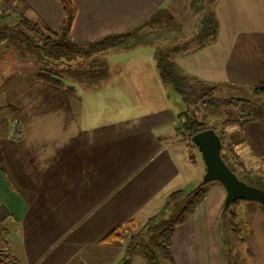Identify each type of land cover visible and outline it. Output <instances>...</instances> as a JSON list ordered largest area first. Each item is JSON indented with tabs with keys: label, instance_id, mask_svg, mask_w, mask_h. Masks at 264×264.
Segmentation results:
<instances>
[{
	"label": "rangeland",
	"instance_id": "374dc122",
	"mask_svg": "<svg viewBox=\"0 0 264 264\" xmlns=\"http://www.w3.org/2000/svg\"><path fill=\"white\" fill-rule=\"evenodd\" d=\"M207 1L209 10L199 16L202 15L200 12H204L200 8L206 7ZM184 3L185 7H176L175 12L169 11L168 6L158 8L166 24H147L138 35L111 53L105 51L98 53L97 57L88 56L80 66L75 61L61 65L64 73L79 67L86 70L79 77L66 72L65 83L76 87V91L80 89L85 105L94 107L96 102L99 103L96 110L99 115L93 112L92 122H98L102 129L108 127L105 142L99 148L80 151L86 161L99 164L97 177L100 175V167L105 168L101 172L107 171L113 164L112 159L115 166H120L122 174H127L129 171H125V168L132 167L135 161L145 162L140 177L144 181L138 182L140 186H134L138 175L127 183L131 184L133 190L143 193L136 197L133 191L131 196L130 188L127 193H115L118 198L133 201L130 212L135 218L117 230L116 241L102 242L101 239L108 232L104 234L97 244L99 249H82V237L76 235V230L71 232L66 244L68 246L73 243L72 250H69L72 256H69L68 264H123L135 251L142 252V246H148L155 253L159 264H167L157 249L160 232L170 227V222L180 213L186 201L192 199L190 193L198 187L202 178L194 185L184 186L187 177L191 180L193 175L199 176L205 170L197 147L190 141V137L181 135L179 131L177 115L184 110V103L173 90L163 88L156 69L152 71L149 68V63L154 64L158 51L168 52L175 47L174 44L181 47L187 43L189 50H194L192 39L196 28L200 22L206 25L208 14L214 13L215 0H185ZM22 12L21 5L13 0H0V26L18 23L24 19ZM216 24L218 27V20ZM204 30L218 33V28L210 24ZM251 44L255 49H244L239 55L233 56V60L240 65L244 62L247 67L249 62L263 59V50L257 48L256 43ZM23 45L13 41L0 43V122L5 130L0 127V144L7 151L12 149L9 143L24 139L22 118L30 113L48 112L53 108V100L60 98V88L36 82L31 77L37 70L35 56L24 51ZM236 56L237 59H234ZM108 82L115 83V87L106 88ZM262 82L251 88L220 83H205L206 89L195 86L198 89L195 98L200 95V90L207 96L194 103L190 97L187 109L197 117L202 128H212L218 134L220 155L236 176L264 188V113L261 124L255 125V121H252L249 125L244 123V127L240 126L241 120L253 116L252 113L264 111V94L254 92L256 87L263 85ZM211 86H215L212 93L209 92ZM108 90L126 96L127 102L103 99L107 97ZM123 106H126L125 111L120 110ZM84 112L91 117L87 109ZM155 126L161 129L154 132L156 136H151L147 131H152ZM9 161L11 165L12 160ZM87 169V164L82 162L75 170L84 174ZM82 184H79L81 189ZM104 185L108 186L106 183ZM217 186L222 187L218 182L203 185V201L212 188ZM254 204L257 207L263 206L256 202ZM252 206V203L246 201L235 202L231 205V213L227 215L225 211L228 208L223 210L221 205L218 228L225 264H253L252 251L247 241L252 226L249 213ZM231 216L235 218L236 226ZM233 227L239 229V237L234 236ZM8 242L5 234L0 236V264H17L14 255L9 252Z\"/></svg>",
	"mask_w": 264,
	"mask_h": 264
},
{
	"label": "crops",
	"instance_id": "0c3cea01",
	"mask_svg": "<svg viewBox=\"0 0 264 264\" xmlns=\"http://www.w3.org/2000/svg\"><path fill=\"white\" fill-rule=\"evenodd\" d=\"M13 1L21 5L23 18L36 20L52 31L60 27L64 13L59 0ZM70 2L74 17L68 37L77 45L127 32L159 11L158 8L168 6L169 11L175 12L176 7H185V0ZM214 14L218 20L215 41L201 49L172 54V60L184 73L206 83L238 88L257 86L264 81V55L263 59L249 62L247 67L244 62L240 65L234 61L233 56L249 47L251 51L255 49L251 42L264 54V0H215ZM149 65L152 71L156 69L155 62ZM67 86L73 91L69 93L60 88V98L53 100V108L48 112L30 113L22 118V141L9 143L10 151L0 144L3 148L0 151V230L8 237V249L17 264H68L73 243L66 244L71 232L76 230V235L82 237V249H99L97 244L104 234L135 218L130 212L133 201L118 198L115 193H127L130 188L133 196L135 190L127 183L138 175L134 186H140L138 182L144 181L140 177L145 162L135 161L132 167L125 168L129 172L122 174L120 166H115L112 159L113 164L107 171L101 172L105 168L100 167L98 178L99 164L86 161L80 151L99 148L105 142L108 127L102 129L98 122H92L93 112L99 115L96 111L99 103L94 107L85 105L80 89L76 91V87L65 83ZM114 87L112 82L106 85V88ZM109 98L127 102L126 96L114 90H108L103 99ZM86 109L91 117L85 114ZM120 110L125 111L126 106ZM257 112L255 125L261 124L264 113ZM0 127L3 128L1 122ZM160 129L155 126L147 132L152 136ZM9 160H12L11 165ZM82 162L88 166L84 174L75 170ZM203 173L193 175L191 180L187 177L184 186L197 183ZM135 192L136 197L143 193ZM224 197V188H212L198 208L174 228L170 245L172 264H225L218 228ZM248 203L253 205L249 210L252 226L247 239L252 262L264 264V207ZM128 264L148 263L143 252L135 251Z\"/></svg>",
	"mask_w": 264,
	"mask_h": 264
},
{
	"label": "trees",
	"instance_id": "16d2710c",
	"mask_svg": "<svg viewBox=\"0 0 264 264\" xmlns=\"http://www.w3.org/2000/svg\"><path fill=\"white\" fill-rule=\"evenodd\" d=\"M59 3L62 7L64 17L58 30L52 31L40 25L36 20L24 18L12 26H0V43L13 41L14 43L19 45L24 44V51L32 53L35 56L34 61L37 66V70L31 74V77L36 82H40L55 88H64L69 93L73 91V88L68 86L65 87V73L67 72L69 75L73 73L74 77H79L84 74L86 70L80 69L79 66L82 65V63L86 60V58H88V56L90 57L95 55L97 57L98 53L105 51L111 53L113 49L118 48L122 43L130 41L132 38L138 35L143 27H145L147 24H162L164 22H167L160 15L159 10L155 14L150 16L147 20L136 26L134 29H131L127 32L107 35L103 38L92 41L87 45H77L73 43L68 37L70 25L74 17V9L71 6L70 0H59ZM205 6L206 7L200 8V11L204 12H200L202 13V15L199 16H203V14L209 10L208 1L206 2ZM216 23L217 20L214 16V13L212 12L208 14L206 25L201 22L199 23L198 28H196L195 37L192 39L194 42L193 44L195 45L194 50L206 47L215 41L217 29L216 32L210 33L209 31H205L204 28L209 24L214 28H218ZM173 46L176 47V44H174ZM175 47L168 52L158 51L154 57L155 67L161 85L165 89L170 88L175 93H177L184 103L185 108L178 115L180 125L179 131L181 135L191 137L194 133L207 128H202L201 123L197 119V117L195 118L193 116V113L187 109V107H189L190 105L189 98H192L193 103L195 101L199 102L203 100V97L207 96V94H204L203 91L200 90V95L195 98V92L198 90L197 88H195V86L206 89L205 85L207 84H205L206 82L199 79L198 77L184 73L172 60V54L189 51V45L185 43L181 47ZM79 58H81V60H78ZM69 61H75V63L79 64V68L75 70L70 69L64 73L61 65L66 63L68 64ZM262 84V86L256 87L254 89V92L264 94V81L262 82ZM214 89L215 86H211L209 92L212 93ZM248 114L249 113H247L246 115ZM252 114L253 116L241 120L242 124H248L249 122L256 121L258 113ZM242 124L240 126L244 127L245 124ZM244 182L249 185H253L252 183L246 181ZM253 186L264 190V188H261L258 185ZM202 187L203 186L194 188V190L190 193L192 199L186 201L180 213L176 216L175 219L170 222V227L160 232V244L159 246H157V249L161 257L169 264H172L170 257V245L174 228L177 225L183 223L201 204L204 196L202 194ZM231 205L225 211V213L228 212L226 213L227 215L231 213ZM231 219L233 225L236 226L237 224H234L235 218L231 216ZM118 229H121V226H117L116 228L109 231L101 239V241H116L118 238ZM232 229L235 234L234 236L239 237V235L237 234V231H239V229L237 230L236 227H233ZM4 234L5 232L3 230H0V236ZM140 249L142 250L148 264H159L155 253H153V251L148 246H142L140 247ZM122 263L128 264L129 258Z\"/></svg>",
	"mask_w": 264,
	"mask_h": 264
},
{
	"label": "water",
	"instance_id": "95a60500",
	"mask_svg": "<svg viewBox=\"0 0 264 264\" xmlns=\"http://www.w3.org/2000/svg\"><path fill=\"white\" fill-rule=\"evenodd\" d=\"M190 141L197 147L205 165L198 187L218 182L225 190L223 210L235 201L256 202L264 206V190L240 180L224 162L220 155V138L212 128L194 133Z\"/></svg>",
	"mask_w": 264,
	"mask_h": 264
}]
</instances>
